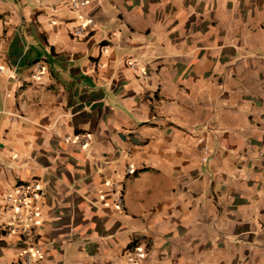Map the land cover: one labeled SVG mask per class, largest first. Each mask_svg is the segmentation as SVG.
<instances>
[{
	"label": "crops",
	"instance_id": "0c3cea01",
	"mask_svg": "<svg viewBox=\"0 0 264 264\" xmlns=\"http://www.w3.org/2000/svg\"><path fill=\"white\" fill-rule=\"evenodd\" d=\"M72 1L0 0V264H264V0Z\"/></svg>",
	"mask_w": 264,
	"mask_h": 264
},
{
	"label": "built area",
	"instance_id": "2783aa9c",
	"mask_svg": "<svg viewBox=\"0 0 264 264\" xmlns=\"http://www.w3.org/2000/svg\"><path fill=\"white\" fill-rule=\"evenodd\" d=\"M86 1L82 0L80 2L72 1L71 7L76 8L79 5H85ZM89 25H93V21H89ZM84 28L78 26L74 29L75 34L79 35L83 33ZM43 64H36V75H40L43 72ZM127 172H130L129 168ZM39 192L37 189V183L18 185L15 187V191L7 193L4 199L5 210L12 213L11 220L6 223H2V228L7 232H13L18 235H29L34 230L37 217L40 215V211L32 206L38 198ZM119 207L122 209V198H117ZM141 251L138 248H133L130 251V257L125 260L124 264H140ZM19 264H33L31 255L23 251L19 258Z\"/></svg>",
	"mask_w": 264,
	"mask_h": 264
}]
</instances>
